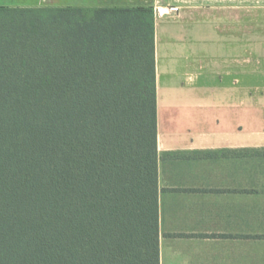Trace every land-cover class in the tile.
<instances>
[{
    "label": "trees",
    "instance_id": "16d2710c",
    "mask_svg": "<svg viewBox=\"0 0 264 264\" xmlns=\"http://www.w3.org/2000/svg\"><path fill=\"white\" fill-rule=\"evenodd\" d=\"M152 7H0V264H159Z\"/></svg>",
    "mask_w": 264,
    "mask_h": 264
},
{
    "label": "crops",
    "instance_id": "0c3cea01",
    "mask_svg": "<svg viewBox=\"0 0 264 264\" xmlns=\"http://www.w3.org/2000/svg\"><path fill=\"white\" fill-rule=\"evenodd\" d=\"M36 2L164 7L158 0ZM215 51L164 72L169 82L199 81V89L168 91L165 109L155 63L159 264H264V92L239 89L237 44H215Z\"/></svg>",
    "mask_w": 264,
    "mask_h": 264
},
{
    "label": "rangeland",
    "instance_id": "374dc122",
    "mask_svg": "<svg viewBox=\"0 0 264 264\" xmlns=\"http://www.w3.org/2000/svg\"><path fill=\"white\" fill-rule=\"evenodd\" d=\"M36 1L38 0H0V7L16 9L50 7V4L39 5ZM158 2L162 6H176L180 13L177 19L170 17L158 19L155 27L158 53V55L155 53V63L161 76L158 89L161 109L168 105V91L199 89V81H191L192 77L186 76L169 82L167 78L165 79L164 72L171 66L177 68L182 59L185 61L190 59L194 63L196 60L202 62L205 58L207 60L214 58L215 44H237L238 51L234 56L239 60V89L242 91L257 89L264 92L262 13L264 0H158ZM231 8L238 10H230ZM204 45H207L206 49ZM210 81H213V78Z\"/></svg>",
    "mask_w": 264,
    "mask_h": 264
},
{
    "label": "built area",
    "instance_id": "2783aa9c",
    "mask_svg": "<svg viewBox=\"0 0 264 264\" xmlns=\"http://www.w3.org/2000/svg\"><path fill=\"white\" fill-rule=\"evenodd\" d=\"M179 11L178 7L176 6H164V7H154V17L155 19H162L168 16H173L177 14Z\"/></svg>",
    "mask_w": 264,
    "mask_h": 264
}]
</instances>
